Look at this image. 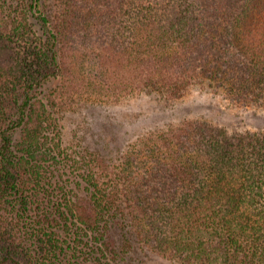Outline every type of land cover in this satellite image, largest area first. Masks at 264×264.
Returning a JSON list of instances; mask_svg holds the SVG:
<instances>
[{"label":"trees","instance_id":"obj_1","mask_svg":"<svg viewBox=\"0 0 264 264\" xmlns=\"http://www.w3.org/2000/svg\"><path fill=\"white\" fill-rule=\"evenodd\" d=\"M11 1L0 0V264L119 263L102 241L118 223L178 264H264V131L184 116L135 139L126 150L161 155L162 184L143 201L107 175L116 164L72 157L55 122L76 98L198 90L264 116V0ZM133 190L139 200L121 201Z\"/></svg>","mask_w":264,"mask_h":264},{"label":"rangeland","instance_id":"obj_2","mask_svg":"<svg viewBox=\"0 0 264 264\" xmlns=\"http://www.w3.org/2000/svg\"><path fill=\"white\" fill-rule=\"evenodd\" d=\"M20 0H12L18 3ZM16 5L13 4V7ZM46 12L50 13L54 8L52 4ZM55 86V85H54ZM55 88H52L54 90ZM48 89L45 94L51 92ZM69 107L57 108V129L61 138V145L66 148L72 157L81 153V150L94 152L108 160L111 164L107 175L117 184L125 185L129 182L133 189L146 192L140 194L143 201H153L152 190L162 184L159 174L161 155L150 154L145 148L128 149L126 146L137 138H141L153 132L165 128L168 123L177 124L180 118H209L216 124H231L232 128L249 131H264V116H252V112H245L229 108L218 96L192 91L179 102H164L154 96H132L119 102H90L83 98H76L68 103ZM64 108V107H63ZM218 110L227 116L218 114ZM132 152V153H131ZM131 153L128 163L124 164L126 154ZM86 156H93L86 153ZM158 164H154V159ZM144 163V166H140ZM122 164V165H121ZM124 164V165H123ZM143 165V164H142ZM148 170L146 172H142ZM132 176L131 179H128ZM139 182V183H137ZM109 184L105 182L107 188ZM77 198L91 200V194L86 189H79L75 194ZM120 196H123L119 193ZM136 191L125 194L121 201L132 202L137 199ZM138 198V200H139ZM131 225L116 224L104 233L102 241L110 244V247L122 250L120 262L113 264H178L169 256H162L150 247L148 243L139 240ZM25 256V255H24ZM27 264L29 257L25 256ZM116 261V260H114ZM97 264H106L103 261ZM87 264V263H86Z\"/></svg>","mask_w":264,"mask_h":264}]
</instances>
